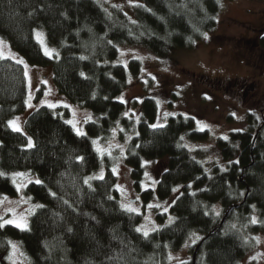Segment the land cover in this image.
I'll list each match as a JSON object with an SVG mask.
<instances>
[{"label":"trees","instance_id":"obj_1","mask_svg":"<svg viewBox=\"0 0 264 264\" xmlns=\"http://www.w3.org/2000/svg\"><path fill=\"white\" fill-rule=\"evenodd\" d=\"M132 10L134 20L98 0H0V38L28 63L50 65L58 93L95 117L81 135L64 120L67 108L40 106L24 123L34 144L27 148V136L8 125L25 108L24 69L0 58V197L16 193L5 173L27 170L40 183H28L25 193L43 205L30 216L27 228H0V255L18 241L29 264H166L169 251L179 250L197 233L202 239L190 247L192 256L200 243L194 264H240L252 244L248 235L264 234V102L246 113L244 129L215 140L223 165L207 168V149L183 143L208 137L193 117L177 114L160 124L152 93L132 102L140 116L127 113L126 104L116 99L129 75L136 77L142 69L137 59L115 61L121 46L143 47L160 59L172 49H190L214 29L219 0H139ZM36 28L45 31L47 43L57 51L54 56L42 51ZM257 45L264 50V34ZM42 94L43 87L36 98ZM116 125L120 140L131 135L124 161L137 191L146 162H165L155 186L142 192L144 202L164 200L180 185L169 206L172 222L147 237L136 231L141 215L119 204L112 158L99 155L91 142L92 137L107 140ZM101 164L106 167L103 179H91L89 187L86 176ZM231 220L236 227L228 226ZM181 264H192L191 258Z\"/></svg>","mask_w":264,"mask_h":264},{"label":"rangeland","instance_id":"obj_2","mask_svg":"<svg viewBox=\"0 0 264 264\" xmlns=\"http://www.w3.org/2000/svg\"><path fill=\"white\" fill-rule=\"evenodd\" d=\"M98 1L106 8H118L130 20H134L132 8L139 2V0ZM206 34L207 39L203 35L190 49L170 50L165 59L157 58L143 47L121 46L115 61L126 64L130 59H137L141 62L142 69L136 77L129 75L128 85L116 99L126 104L127 113L132 112L140 116L139 107H135L132 102L140 101L145 93H152L157 104L160 124H164L169 116L177 114L193 117L198 130H208V137L200 141L184 139L183 143L190 149H207L208 154L204 161L207 168H210L213 164L223 165L215 148V140L218 137H226L231 130L244 129L246 113L264 102V50L257 45L258 38L264 34V2L219 0L215 27ZM34 36L45 55L52 57L57 53L56 49L47 43L42 28H36ZM0 41H3L0 48L3 58L15 62L23 60L24 63L19 64L23 67L24 73L27 71L25 108L8 119L9 127L15 130L9 121L15 122L16 127L20 129L19 132L30 138L24 129L27 116L40 106L54 105L50 108H67L68 115L64 120L76 133L79 130V133L85 134V123L94 120V114L90 109L73 104L58 93L53 81L52 67L32 65L14 50L8 41L2 38ZM46 49L48 54L45 53ZM41 87L43 94L36 98ZM119 130L120 126L116 125L107 140L92 137L91 142L99 155H107L113 160L111 170L113 172L115 168L113 174L116 177L115 188L120 206L122 203L126 205L130 203L131 207L138 209L141 220L137 228L143 225L145 230L152 232L153 229L167 224L169 218H172L169 206L178 195L180 185L175 186L176 191L164 200L153 197L147 203L144 202L142 192L155 186L159 174L165 169V162L163 160L146 162L147 170L141 189L137 191L131 179V167L124 161L125 149L131 135L120 140ZM105 170L106 167L101 164L86 178L98 177L101 173L104 176ZM16 173L24 175L14 178ZM5 175L12 181L16 193L0 197V217L22 218V222L26 224L24 228H27L30 216L41 203L34 202L25 193V187L30 182L39 181V178L27 170L9 172ZM149 204L153 207L149 208ZM213 210L219 212V205H215ZM157 213L164 214V217L160 220ZM251 216L252 221L256 220L254 212ZM232 225L237 226L233 220L228 223L229 227ZM248 236L252 239V244L241 258L240 264H264V234L256 232ZM196 237L200 235L192 234L179 250L169 251L166 264H181L190 260V247L198 241ZM0 264H29L18 241H12L8 252L0 255Z\"/></svg>","mask_w":264,"mask_h":264},{"label":"snow or ice","instance_id":"obj_3","mask_svg":"<svg viewBox=\"0 0 264 264\" xmlns=\"http://www.w3.org/2000/svg\"><path fill=\"white\" fill-rule=\"evenodd\" d=\"M29 15H31V14H29ZM203 35L205 36V39H207V34L205 33V34H203ZM2 45H3V41H0V48H2ZM45 53L48 54L47 49L45 50ZM0 58H3V56H2V52H0ZM16 62H17V63H21V64L24 63L23 60H17ZM25 68H27V65H26V64H25ZM24 74H25V76H27V71H25ZM80 75L83 76L84 74L81 73ZM29 106H30V105H29ZM50 107H54V105H50ZM69 123H71V122H69ZM9 124L12 125L13 128H14L15 130H17V131L20 130L19 128L16 127L15 122H13V121H9ZM157 126H162V125H155V124H154V125H151V127H153V128H155V127H157ZM77 131H78V134H81V135L83 134V133H79V130H77ZM225 139H226V137H225ZM93 143H96V142L93 141ZM33 146H34V144H33L32 139H31V138H28L27 148L30 149V148H32ZM77 159H78V160H83V157H77ZM113 172H115V168L113 169ZM0 175H3V173H0ZM23 175H24L23 173H16V174H14V178H15L16 176H23ZM95 178L103 179V174L101 173L98 177H88V178H85L84 183H85V184H88L89 187H91V184L89 183V181H90L91 179H95ZM36 182H37V183H40V181H36ZM18 189H19V186H18ZM173 191H176V189H174ZM50 194L53 195V196L56 195L55 193H50ZM109 198L112 199V197H109ZM29 199H30V198H29ZM137 199H138V197H137ZM65 203H67V201H65ZM36 207H43V205H37ZM121 207H122V208H125L127 211L137 212V213H138V209L131 207V204H130V203L127 204V205L122 203V204H121ZM148 207L151 208V207H153V205L149 204ZM216 214L219 215L218 212H217ZM93 219H95V217H93ZM171 222H172V218L170 217V218H169V223H171ZM252 222L255 223L256 220L253 219ZM7 224H14L16 227H19V228H24V227H26V224L22 222V218H20V219H17V218H13V219H4L3 217H0V228L4 227V226L7 225ZM231 227L234 228L235 225H232ZM153 230H156V229H153ZM68 231L71 232L72 229L69 228ZM136 231H137V232H143V235H144L145 237H147L148 234H149V232H148L147 230H145V228H144L143 225H142L141 227H138V228L136 229ZM196 239H202V238H201V237H196ZM193 243H195V239L193 240ZM13 248H15V245H13ZM114 259H118V257H109V260H114Z\"/></svg>","mask_w":264,"mask_h":264},{"label":"water","instance_id":"obj_4","mask_svg":"<svg viewBox=\"0 0 264 264\" xmlns=\"http://www.w3.org/2000/svg\"><path fill=\"white\" fill-rule=\"evenodd\" d=\"M245 196H246V193H245V195H244V199H245ZM239 205H240V204H239ZM237 206H238L237 204H235V205H231V206L228 207L227 210H230L231 208H233V207H237ZM226 215H227V211H226L225 214L223 215V218L221 219L220 224H222V222L224 221ZM199 245H200V243L195 247L194 252H193V254H192V256H191V263H192V264L195 263V256H196V252H197V249H198Z\"/></svg>","mask_w":264,"mask_h":264},{"label":"flooded vegetation","instance_id":"obj_5","mask_svg":"<svg viewBox=\"0 0 264 264\" xmlns=\"http://www.w3.org/2000/svg\"><path fill=\"white\" fill-rule=\"evenodd\" d=\"M261 30H263V29L261 28Z\"/></svg>","mask_w":264,"mask_h":264}]
</instances>
